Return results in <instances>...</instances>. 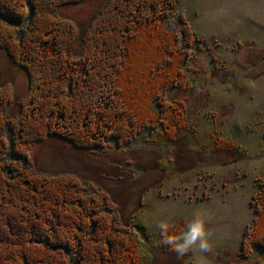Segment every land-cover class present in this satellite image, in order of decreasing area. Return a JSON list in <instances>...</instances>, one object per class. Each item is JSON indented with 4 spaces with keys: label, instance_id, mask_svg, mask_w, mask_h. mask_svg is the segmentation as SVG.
Here are the masks:
<instances>
[{
    "label": "trees",
    "instance_id": "16d2710c",
    "mask_svg": "<svg viewBox=\"0 0 264 264\" xmlns=\"http://www.w3.org/2000/svg\"><path fill=\"white\" fill-rule=\"evenodd\" d=\"M82 1L0 0V49L29 78L16 119H5L12 98L0 91V264H139L133 216L121 226L117 206L96 186L34 173L27 151L48 137L104 150L149 129H161L165 142L186 128L192 85L182 65L193 57L184 50L202 40L183 16L176 31L162 24L181 0H108L72 56L77 29L58 13ZM10 145L21 165L6 156ZM257 181L243 253L264 250V178Z\"/></svg>",
    "mask_w": 264,
    "mask_h": 264
},
{
    "label": "rangeland",
    "instance_id": "374dc122",
    "mask_svg": "<svg viewBox=\"0 0 264 264\" xmlns=\"http://www.w3.org/2000/svg\"><path fill=\"white\" fill-rule=\"evenodd\" d=\"M107 2L84 0L59 9L77 29L72 56ZM180 16L202 40L184 50L193 57L182 65L192 85L184 102L186 128L169 131L165 142L156 135L161 129L143 130L132 143L104 150L76 149L48 137L28 149V168L96 186L117 206L121 226L133 216L139 264H264V250L241 252L255 217L257 180L264 178V0H181L163 26L176 31ZM3 90L12 98L4 117L16 119L29 78L0 49ZM3 135L9 142L7 126ZM6 156L22 164L11 145ZM196 219L205 222L211 250L202 253L194 245L177 255L166 241L180 228L172 237L180 242Z\"/></svg>",
    "mask_w": 264,
    "mask_h": 264
},
{
    "label": "clouds",
    "instance_id": "9594fccd",
    "mask_svg": "<svg viewBox=\"0 0 264 264\" xmlns=\"http://www.w3.org/2000/svg\"><path fill=\"white\" fill-rule=\"evenodd\" d=\"M161 227L166 229L167 226L161 225ZM209 236L210 233L205 229V222L201 219H196L189 225L187 232L179 238L180 242L169 239L166 243L174 245L172 250L180 256L190 251L194 245L198 246L200 252L206 253L211 250L208 240Z\"/></svg>",
    "mask_w": 264,
    "mask_h": 264
}]
</instances>
